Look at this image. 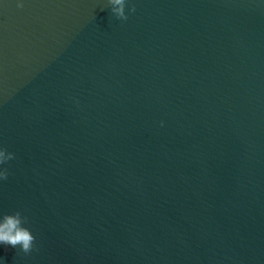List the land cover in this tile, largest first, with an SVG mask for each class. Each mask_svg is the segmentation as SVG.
Returning a JSON list of instances; mask_svg holds the SVG:
<instances>
[{
    "label": "water",
    "instance_id": "water-1",
    "mask_svg": "<svg viewBox=\"0 0 264 264\" xmlns=\"http://www.w3.org/2000/svg\"><path fill=\"white\" fill-rule=\"evenodd\" d=\"M125 13L0 0V264H264V0Z\"/></svg>",
    "mask_w": 264,
    "mask_h": 264
},
{
    "label": "clouds",
    "instance_id": "clouds-1",
    "mask_svg": "<svg viewBox=\"0 0 264 264\" xmlns=\"http://www.w3.org/2000/svg\"><path fill=\"white\" fill-rule=\"evenodd\" d=\"M111 5V13L122 21H127L128 15L125 13L126 0H108ZM23 3H18V8H23ZM135 6L128 8V12L135 13ZM14 154L8 153L6 149H0V165H4L14 159ZM8 170H0V180H7ZM28 223V219L17 211L14 214H5L0 218V244L10 245L13 248L19 247L25 254L33 251L35 237L31 231L23 225Z\"/></svg>",
    "mask_w": 264,
    "mask_h": 264
}]
</instances>
